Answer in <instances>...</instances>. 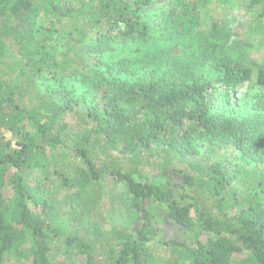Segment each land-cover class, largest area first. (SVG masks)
I'll use <instances>...</instances> for the list:
<instances>
[{
	"label": "trees",
	"instance_id": "16d2710c",
	"mask_svg": "<svg viewBox=\"0 0 264 264\" xmlns=\"http://www.w3.org/2000/svg\"><path fill=\"white\" fill-rule=\"evenodd\" d=\"M242 5L264 40V0H0V264H57L54 237L96 264L80 215L54 226L39 187L97 196L109 179L135 212L132 229L112 230L110 264H147L153 237L187 264H237L242 253L264 264V121L251 127L238 97L246 84L264 88V62L175 52L189 18L215 47L234 19L224 7ZM252 109L264 113V98ZM217 149L255 164L228 171Z\"/></svg>",
	"mask_w": 264,
	"mask_h": 264
},
{
	"label": "rangeland",
	"instance_id": "374dc122",
	"mask_svg": "<svg viewBox=\"0 0 264 264\" xmlns=\"http://www.w3.org/2000/svg\"><path fill=\"white\" fill-rule=\"evenodd\" d=\"M230 15L234 18L228 28L223 31L225 36L216 35V46H208L212 41L208 32L203 29L206 28V24L201 22H190V18L187 20V25L179 26V34L184 37L182 40V48H175V52L182 54L191 53L194 56L198 53L200 58L207 55L215 54L223 56V53L228 51L234 55L229 54L232 57H237L244 51L246 58L250 59L253 64L260 65L264 62V40L251 31L252 18L247 13L246 7L243 5L236 9H230L224 7ZM218 9L210 19L218 20L221 23L223 16V9ZM178 16V15H177ZM193 16V15H191ZM211 19V20H212ZM202 20V19H201ZM206 21V20H205ZM203 23H205L202 20ZM209 22V20H208ZM227 27V26H226ZM190 31V32H189ZM208 34V35H207ZM192 35L195 40L200 42L198 46L195 44H189L187 39ZM202 37V38H201ZM191 45V47H190ZM228 54V53H227ZM198 60V58H197ZM208 64V65H207ZM205 65L206 71L214 70L213 60L210 58ZM47 82L39 83L41 90H45ZM68 87H72L68 83ZM238 97L241 100L239 113L242 118H249L248 123L251 127H255L257 122L262 124L264 121V113L253 111L252 105L256 97L264 98V88L255 86L252 84H246L244 89L240 91ZM227 104L224 102L222 105ZM221 105V106H222ZM264 130V125H263ZM199 147L202 152L207 151L209 146H205L200 142ZM211 152V151H210ZM216 157L221 158L224 161V166L228 171L242 170L245 167H251L255 162H250L240 156V152L235 150H220L215 152ZM58 163H60L58 161ZM60 165V164H59ZM59 165L53 167L58 168ZM121 185L112 179H109L105 190H101L97 196L93 195L89 191H82L79 194L76 193V189H64L58 183H52L44 180L40 184L41 192L38 197H47L53 202V210L47 216L50 223H53L56 227H61L63 223L67 221H73L74 217L80 215V220L77 223V231L80 235L86 239V241L94 248L93 257L96 264H110L112 257L111 235L112 230L116 227L119 229L129 228L132 229L135 219V212L129 202L121 195ZM71 196V198H70ZM74 196V199H73ZM123 196V197H122ZM69 198V199H68ZM165 234L167 237L179 238L183 233L181 230L171 222H168L165 227ZM57 239L54 237L52 242V251L50 253L52 261L57 264H87V257L80 253H64L63 247L60 245V250L57 249ZM145 258L147 264H187L189 260H185L186 257L183 253L184 250L175 247L174 245H166L157 238H152L147 242L145 249ZM237 264H245L244 258L246 253L237 255ZM24 258H18L9 256L4 264H25Z\"/></svg>",
	"mask_w": 264,
	"mask_h": 264
}]
</instances>
